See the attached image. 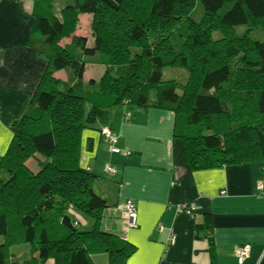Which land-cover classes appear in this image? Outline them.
I'll list each match as a JSON object with an SVG mask.
<instances>
[{
  "label": "trees",
  "instance_id": "trees-1",
  "mask_svg": "<svg viewBox=\"0 0 264 264\" xmlns=\"http://www.w3.org/2000/svg\"><path fill=\"white\" fill-rule=\"evenodd\" d=\"M36 1L29 42L47 66L0 161V264H128L135 245L107 214L117 204L80 162L84 130L103 133L120 105L172 110L194 170L264 162V0H199V19L196 0ZM81 14L93 43L76 34ZM92 64L103 73L86 81ZM178 65L186 81L164 80ZM195 231L215 263L211 213Z\"/></svg>",
  "mask_w": 264,
  "mask_h": 264
},
{
  "label": "crops",
  "instance_id": "crops-1",
  "mask_svg": "<svg viewBox=\"0 0 264 264\" xmlns=\"http://www.w3.org/2000/svg\"><path fill=\"white\" fill-rule=\"evenodd\" d=\"M59 1L61 7L65 0ZM36 4L0 0V161L14 137L13 123L28 108L47 66L46 56L29 42ZM102 73L103 67L88 65L84 80ZM110 114L107 126L118 141L108 142L99 129H85L80 162L105 188L99 193L117 204L107 214L112 231L135 245L128 264H264V162L194 170L183 140L174 135L172 110L124 104ZM27 163L40 170L32 158ZM129 198L136 204L134 227L124 222L122 205ZM193 201L199 210H182ZM205 213L212 214L215 263L206 237L196 236L195 224ZM18 249L26 251L28 245ZM97 257L106 264L101 254Z\"/></svg>",
  "mask_w": 264,
  "mask_h": 264
},
{
  "label": "rangeland",
  "instance_id": "rangeland-1",
  "mask_svg": "<svg viewBox=\"0 0 264 264\" xmlns=\"http://www.w3.org/2000/svg\"><path fill=\"white\" fill-rule=\"evenodd\" d=\"M58 9L60 8V2H57ZM191 16L194 19H199L202 14H203V7L199 0H196L194 4V8L191 11ZM91 20H92V15L89 14H82L79 16V24H78V29L76 30V33H81L83 32L86 37H88L89 42L93 43V38H92V31H91ZM246 26L243 25L240 27V31L245 30ZM251 36L254 37L255 39H262L263 38V33L259 29H255L251 31ZM93 65V64H92ZM93 66H98V65H93ZM188 76V71L185 69L183 66H169L163 70V79L164 80H169V79H177L181 82H185ZM101 186L100 184H95V190L97 192H104V187H99ZM104 194V193H103ZM87 216L83 217V220L86 221ZM89 219V218H88ZM85 222H82L81 228H89L90 226L84 224Z\"/></svg>",
  "mask_w": 264,
  "mask_h": 264
},
{
  "label": "built area",
  "instance_id": "built-area-1",
  "mask_svg": "<svg viewBox=\"0 0 264 264\" xmlns=\"http://www.w3.org/2000/svg\"><path fill=\"white\" fill-rule=\"evenodd\" d=\"M103 133H105L107 139L111 142V143H115L118 141V137L115 133H113L108 127H105L103 129ZM107 169H109L110 171H114L112 168L107 167ZM222 194H225L226 191L222 190L221 192ZM200 205L197 204V202L193 201L190 203H187L185 205L182 206V210L186 211L187 213H191L193 214L195 211L200 209ZM122 210L124 213V222L126 224V226L128 227H134L137 224V214H136V204L132 199H126L123 202L122 205ZM247 248L243 249L241 251V254L245 255L247 252Z\"/></svg>",
  "mask_w": 264,
  "mask_h": 264
},
{
  "label": "bare ground",
  "instance_id": "bare-ground-1",
  "mask_svg": "<svg viewBox=\"0 0 264 264\" xmlns=\"http://www.w3.org/2000/svg\"><path fill=\"white\" fill-rule=\"evenodd\" d=\"M108 128L113 132V133H115L111 128H110V126H108ZM103 136L107 139V137H106V135H105V133H103ZM108 140V139H107ZM110 142V141H109ZM111 143V142H110ZM116 143V142H115ZM114 143V144H115Z\"/></svg>",
  "mask_w": 264,
  "mask_h": 264
}]
</instances>
